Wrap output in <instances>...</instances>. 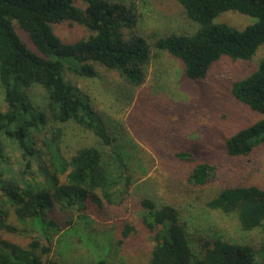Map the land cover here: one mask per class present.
Segmentation results:
<instances>
[{
  "label": "trees",
  "instance_id": "obj_1",
  "mask_svg": "<svg viewBox=\"0 0 264 264\" xmlns=\"http://www.w3.org/2000/svg\"><path fill=\"white\" fill-rule=\"evenodd\" d=\"M82 1L85 8L74 0H0V88L6 103V109L0 110V264H74L46 257L52 250L50 236L48 244L37 235L25 245L4 239V233L17 232L7 223L9 209L20 221L31 219L60 229L47 219L55 203L85 210L87 202L120 204L128 193L130 178L121 154L125 135L94 108L89 95L66 78V69L94 77L97 73L91 61L97 62L115 71L123 88L132 90L146 82L149 64L159 52L178 59L185 76L199 81L222 55L248 61L264 44V0H176L196 29L153 34L151 40L145 36L135 0ZM230 10L256 20L243 29L215 21ZM14 22L27 34L32 48ZM65 22L81 24L90 34L65 42L52 29V24ZM33 87L44 90L46 109L33 103ZM230 93L261 114L225 142L228 155L248 156L264 145V57L249 75L233 81ZM51 119L57 124L74 123L90 131L95 141L80 144L68 154L62 148V128L53 124L46 132ZM5 139L20 152L23 168L18 176L6 174L10 158ZM40 140L46 160L37 147ZM177 155L182 159L193 156L191 152ZM109 158L120 165L116 170L110 167ZM214 172V165L196 164L190 174L192 184H206ZM140 204L148 211L144 223L155 241L150 264H264V240L256 247L221 235H198L181 220L175 206L148 197ZM207 206L236 213L243 231L260 228L264 232L263 188L227 186ZM130 231L126 226L122 235ZM88 264L107 262L96 259Z\"/></svg>",
  "mask_w": 264,
  "mask_h": 264
},
{
  "label": "rangeland",
  "instance_id": "obj_2",
  "mask_svg": "<svg viewBox=\"0 0 264 264\" xmlns=\"http://www.w3.org/2000/svg\"><path fill=\"white\" fill-rule=\"evenodd\" d=\"M135 1L149 40L153 34L193 32L197 27L185 17L176 0ZM74 3L83 8L86 6L82 0H74ZM255 20L230 10L220 14L215 21L243 29ZM14 26L32 48L27 34L17 27V23L14 22ZM52 29L65 42L90 34L78 23L52 24ZM157 54L149 64L146 82L132 90L123 88L115 71L97 62L91 61L97 73L94 77L65 70L66 78L89 95L94 108L125 135L126 144L121 154L130 183L123 201L114 205L87 202L85 210L80 207L70 210L55 203L47 219L58 223L60 229L46 227L31 219L20 221L9 209L7 223L17 232L4 233V239L25 245L37 235L48 244L50 236L52 250L46 257L74 264H88L96 259H104L107 264H150L155 241L144 223L148 211L140 204L142 198L148 197L175 206L181 220L198 235H221L228 241L256 247L261 244L264 240L262 229L243 231L236 213L211 209L207 202L227 186L253 185L264 189V145L243 157L230 156L225 150V142L230 136L261 117L260 113L238 102L230 91L234 80L246 77L257 67L264 57V44L248 61L222 55L199 81L185 76L178 59L166 52ZM30 96L36 106L46 109V94L42 88L33 87ZM5 109L0 88V110ZM53 124L62 128V148L68 154L80 144L95 141L96 137L90 131L74 123L57 124L51 119L45 131L50 132ZM5 144L10 158L6 174L18 176L23 168L20 152L6 139ZM37 147L46 160L41 140ZM181 152H191L193 156L182 159L177 155ZM109 161L113 170L120 166L113 159L109 158ZM203 162L214 165L215 174L206 184L196 186L192 184L190 174L196 164ZM32 168L36 171L37 164ZM38 175L41 179L42 174ZM126 226L131 231L123 236Z\"/></svg>",
  "mask_w": 264,
  "mask_h": 264
}]
</instances>
